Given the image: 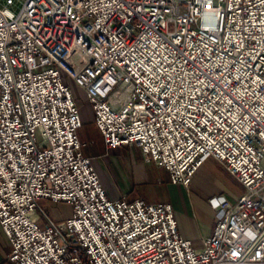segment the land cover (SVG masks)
<instances>
[{"label":"built area","instance_id":"obj_1","mask_svg":"<svg viewBox=\"0 0 264 264\" xmlns=\"http://www.w3.org/2000/svg\"><path fill=\"white\" fill-rule=\"evenodd\" d=\"M1 1V0H0ZM0 6V227L11 264H264V0ZM71 80L107 149L188 187L213 158L244 187L201 247L170 203L107 198ZM40 199L71 205L54 220Z\"/></svg>","mask_w":264,"mask_h":264},{"label":"crops","instance_id":"obj_2","mask_svg":"<svg viewBox=\"0 0 264 264\" xmlns=\"http://www.w3.org/2000/svg\"><path fill=\"white\" fill-rule=\"evenodd\" d=\"M79 110L82 125L78 128L77 135L83 144L84 155L92 159L100 177H104V175L109 177L111 174L109 167L111 166L113 169L114 163L119 167L120 171H122L121 164L125 166L127 160L131 164V157L123 158L115 155V152L122 146L112 149L106 148L102 135L94 124V113L91 112L89 114L87 111L82 110V107ZM130 147L139 149L135 146ZM209 166L219 168L230 178H233L236 183H239L213 158H207L203 162L199 170L192 177L189 183L190 185L187 188L181 185L171 184L168 172L155 166L158 170L156 176L157 185H165V187L159 193H155L153 189L147 192L143 191L140 195L134 196L132 200L137 199L146 203H170L174 209V214H176L181 236L188 241L190 240L195 247H201V239L212 234L213 226L220 215L218 210L212 208L211 202L214 204H217L221 200L235 202L244 192V187L239 183L241 191L238 194H230L224 183L219 181L215 172ZM127 186L128 189L125 193L107 197L110 200H114L115 198H128V193L134 192L135 187L131 188L129 184ZM11 250L10 244L0 227V264H11L7 261V256Z\"/></svg>","mask_w":264,"mask_h":264},{"label":"rangeland","instance_id":"obj_3","mask_svg":"<svg viewBox=\"0 0 264 264\" xmlns=\"http://www.w3.org/2000/svg\"><path fill=\"white\" fill-rule=\"evenodd\" d=\"M0 6H4V0L0 1ZM20 0H16V4L13 6H9V8L16 12L19 9ZM63 82L70 85L71 91L76 99V102L79 108L82 107V110L87 111L89 114L92 112L91 105L89 104L88 99L84 94V91L80 89L77 85H75L71 80L63 79ZM117 157H131V164L129 161H126V165L121 164L120 171L119 167L114 163L113 169L110 168V176L104 175V177H100L102 187H104L107 196L118 195L119 193H125L128 189L127 184L129 186L135 187L134 192H127L128 198H124L126 201L132 200L134 196L140 195L143 191L147 192L150 189H153L155 193H159L165 187V185H157L156 176L158 174V170L153 163H145L143 162L142 156L139 152V149L130 147V146H122L115 152ZM121 159V158H120ZM206 160V159H205ZM204 160V161H205ZM210 163V161H209ZM218 163H220L218 161ZM123 165V166H122ZM221 165V163H220ZM156 166V167H155ZM222 166V165H221ZM215 172V175L219 179L220 182L224 183L225 187L228 189L230 194H238L241 191V187L239 183H236L233 178H230L227 174L222 172L219 168H215L214 166H209ZM223 167V166H222ZM162 168V167H160ZM163 169V168H162ZM225 169V168H224ZM226 170V169H225ZM227 171V170H226ZM151 191V190H150ZM244 193V192H243ZM108 198V197H107ZM231 203L234 201H230ZM38 204L43 207L50 218L54 220H60L69 218L71 214V205L68 203L60 202V203H52L45 199H40Z\"/></svg>","mask_w":264,"mask_h":264}]
</instances>
